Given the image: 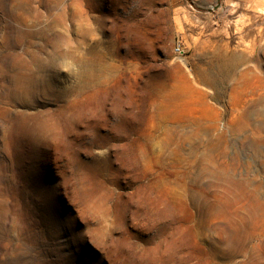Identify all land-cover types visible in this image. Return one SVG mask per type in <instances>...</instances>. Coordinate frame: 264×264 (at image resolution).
<instances>
[{"label": "rangeland", "instance_id": "1", "mask_svg": "<svg viewBox=\"0 0 264 264\" xmlns=\"http://www.w3.org/2000/svg\"><path fill=\"white\" fill-rule=\"evenodd\" d=\"M126 1L0 0V264H264V0Z\"/></svg>", "mask_w": 264, "mask_h": 264}, {"label": "bare ground", "instance_id": "2", "mask_svg": "<svg viewBox=\"0 0 264 264\" xmlns=\"http://www.w3.org/2000/svg\"><path fill=\"white\" fill-rule=\"evenodd\" d=\"M136 4L137 3H134L132 1L127 0L121 6L111 5V4L106 3V2L105 3H98L96 5L90 6L89 9H90V11L93 14L90 17V25L91 26H94L93 27V30H100L102 33H104L107 36L108 35L111 36V33L112 32L113 33L116 32L118 34L117 36L119 37L121 35V28H122L121 27V24H123L124 21L126 22L128 20V18L131 17V14H132V16L137 15V13H138V6ZM75 9H76V16H80L81 11L83 9L82 6H80V4H78V5H76V8ZM110 14L116 15L117 16V20L118 21H121L120 26L117 29H113L114 31L111 30V28L109 27V25L107 23V17ZM80 42H81V31L78 28L77 29V32H76V35H75L76 50H78V47L80 45ZM109 43H110V41H109ZM103 44H106V43H103ZM233 65H234V62L233 61L224 62V64L221 65V70L222 71L230 72V69L233 68ZM101 66H102V68H105L106 67V63H103ZM92 68H94V66H91V69Z\"/></svg>", "mask_w": 264, "mask_h": 264}, {"label": "built area", "instance_id": "3", "mask_svg": "<svg viewBox=\"0 0 264 264\" xmlns=\"http://www.w3.org/2000/svg\"><path fill=\"white\" fill-rule=\"evenodd\" d=\"M176 50H177V52H180L181 51V46L179 45Z\"/></svg>", "mask_w": 264, "mask_h": 264}]
</instances>
